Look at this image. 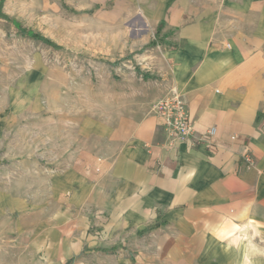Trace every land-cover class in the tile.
Instances as JSON below:
<instances>
[{
    "label": "crops",
    "instance_id": "crops-1",
    "mask_svg": "<svg viewBox=\"0 0 264 264\" xmlns=\"http://www.w3.org/2000/svg\"><path fill=\"white\" fill-rule=\"evenodd\" d=\"M141 2L123 1V53L155 45L131 54L139 70L93 85L74 130L61 117L64 153L79 156L59 179L130 251L124 264H264V0ZM172 89L213 137L167 146L154 107Z\"/></svg>",
    "mask_w": 264,
    "mask_h": 264
},
{
    "label": "rangeland",
    "instance_id": "rangeland-1",
    "mask_svg": "<svg viewBox=\"0 0 264 264\" xmlns=\"http://www.w3.org/2000/svg\"><path fill=\"white\" fill-rule=\"evenodd\" d=\"M123 1L2 0L0 264H124L129 257L59 179L63 163L79 156L64 153L61 117L74 130L82 109L92 114L93 85L106 88L136 66L131 54L151 47L123 53ZM131 1L139 13L142 0Z\"/></svg>",
    "mask_w": 264,
    "mask_h": 264
},
{
    "label": "built area",
    "instance_id": "built-area-1",
    "mask_svg": "<svg viewBox=\"0 0 264 264\" xmlns=\"http://www.w3.org/2000/svg\"><path fill=\"white\" fill-rule=\"evenodd\" d=\"M154 111L166 132L167 146L170 148H175L181 141L194 145L205 138L213 137L216 133V129L211 127L203 135L198 134L185 100L174 89L170 95L156 103ZM242 162L245 166H251L254 164V158L246 152L242 156Z\"/></svg>",
    "mask_w": 264,
    "mask_h": 264
},
{
    "label": "trees",
    "instance_id": "trees-1",
    "mask_svg": "<svg viewBox=\"0 0 264 264\" xmlns=\"http://www.w3.org/2000/svg\"><path fill=\"white\" fill-rule=\"evenodd\" d=\"M1 4H2V0H1V2H0V17H3V18H6V16L1 12ZM31 34V36H33L34 38H36V39H40V40H43V41H47L48 42V40L46 39V38H44V37H42L41 35H39L38 33H30ZM155 44V42L154 41H151V42H149L148 44H147V46H152V45H154ZM145 78H147L148 76L146 75V74H144L143 75Z\"/></svg>",
    "mask_w": 264,
    "mask_h": 264
}]
</instances>
